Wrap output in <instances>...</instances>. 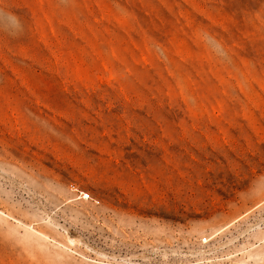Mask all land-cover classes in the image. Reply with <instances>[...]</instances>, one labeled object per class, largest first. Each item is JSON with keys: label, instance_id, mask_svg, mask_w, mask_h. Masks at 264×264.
Segmentation results:
<instances>
[{"label": "rangeland", "instance_id": "1", "mask_svg": "<svg viewBox=\"0 0 264 264\" xmlns=\"http://www.w3.org/2000/svg\"><path fill=\"white\" fill-rule=\"evenodd\" d=\"M0 264H264V0H0Z\"/></svg>", "mask_w": 264, "mask_h": 264}, {"label": "built area", "instance_id": "2", "mask_svg": "<svg viewBox=\"0 0 264 264\" xmlns=\"http://www.w3.org/2000/svg\"><path fill=\"white\" fill-rule=\"evenodd\" d=\"M79 195H80V198L82 199V200H85V201H93V202H95V203H98V201L97 200H94L91 196H90V194L89 193H87V192H83V191H79Z\"/></svg>", "mask_w": 264, "mask_h": 264}]
</instances>
